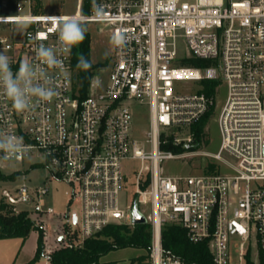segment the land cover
I'll use <instances>...</instances> for the list:
<instances>
[{"label": "built area", "instance_id": "1", "mask_svg": "<svg viewBox=\"0 0 264 264\" xmlns=\"http://www.w3.org/2000/svg\"><path fill=\"white\" fill-rule=\"evenodd\" d=\"M27 3L29 15L0 16V53L10 58L14 72L24 60L39 64L40 43L60 48L50 17L95 24L112 43L104 83L93 81L84 98L74 85L72 51L60 55L62 67L49 69L58 92L53 100L34 99L17 112L0 90V134L23 137L26 147V155L9 160L0 152V163L33 157L30 166L50 172L46 181L70 185V204L79 203L81 215L66 216L67 238L74 236L78 245L110 225L133 227L137 203L153 228L147 264H185L163 250L164 224L182 226L192 243L208 242L214 264H264V0H93L89 15H34ZM23 4H16L17 11ZM188 57L211 65L182 66ZM215 80L217 93L225 86L226 96L213 158L228 172L169 175L162 164L187 153L175 155L161 146L170 134L175 145H187L190 127L211 107L216 113L217 96L202 92L203 81ZM136 113L149 119L151 151L132 137ZM185 132L188 138L178 136ZM127 161H139L140 169L134 200L126 205ZM48 194L47 185H23L4 192L0 205L18 214L17 205L25 204L52 216ZM71 225L79 231L73 233Z\"/></svg>", "mask_w": 264, "mask_h": 264}, {"label": "rangeland", "instance_id": "2", "mask_svg": "<svg viewBox=\"0 0 264 264\" xmlns=\"http://www.w3.org/2000/svg\"><path fill=\"white\" fill-rule=\"evenodd\" d=\"M31 1V9H33L36 0ZM40 3L39 15H73L76 12H82L83 0H38ZM22 2L23 9L17 11L16 4ZM28 0H0V16H25L30 14ZM84 15V14H83ZM89 30L92 35V61L99 65L97 75L94 79L96 85H102L108 75L111 58L112 43L108 36L100 31V27L88 23ZM180 47L185 51V44L180 42ZM226 96V88L222 86L215 101L216 114L206 128L208 137V145L197 152H188L186 157L181 160H169L162 164L164 171L169 175H199L204 166L209 163L219 165L218 172H228L222 163L214 159V155L218 152L220 146V132L217 124V117L223 105ZM149 119L143 118L141 113H136V118L132 126V137L140 146H145L146 151H151V147L146 143V133L149 131ZM182 138H188L189 133L179 134ZM34 158L30 157L23 162L11 161L0 163V196L4 192L13 194V191L20 186L27 185L29 187H44L47 185L49 194L46 196L47 204L53 208L55 214L52 216L46 214H36L32 207L19 204L17 209L19 213H26L30 220L34 223V228L26 239L7 238L0 239V264H51L49 260L50 254L63 246L69 239L62 229L66 225L67 215H81L80 204L74 202L70 204V196L72 189L68 183L58 180H48L50 172L42 166H30ZM140 169L139 161H127L125 163L126 184L125 197L122 199L124 204H130L134 200V183L135 172ZM13 176H15L13 178ZM47 183V184H46ZM36 223L38 225H36ZM70 230L78 232L79 227L69 226ZM41 230L43 236V254L39 259L36 255L39 248V240ZM63 239L60 241V239ZM74 236L70 237L73 239ZM75 240V239H74ZM78 242V241H76ZM81 245V244H78ZM77 245V246H78ZM146 255L145 250L136 247H126L112 250L108 254L101 257L102 264H147L150 259L144 263L141 259Z\"/></svg>", "mask_w": 264, "mask_h": 264}, {"label": "trees", "instance_id": "3", "mask_svg": "<svg viewBox=\"0 0 264 264\" xmlns=\"http://www.w3.org/2000/svg\"><path fill=\"white\" fill-rule=\"evenodd\" d=\"M93 0H83L82 12L89 15ZM40 2L36 3L32 9L34 15L40 14ZM85 31V39L74 45L72 51V66L74 71V85L81 97H86L90 93V87L97 75L99 65L92 61V35L88 23L82 22ZM82 53L91 63V68L87 71L77 68L78 54ZM181 65L190 68H206L211 65L210 61L198 60L193 57L185 58ZM203 93L208 97H216L217 89L220 87L219 81H203ZM215 107L206 113L198 122L190 127L191 142L187 145H175L174 135L166 137L165 143L161 146L162 151L172 152L175 155L197 152L208 145V134L206 128L215 116ZM219 165L207 163L201 174H218ZM4 177L3 175H0ZM185 176V175H184ZM188 176V175H187ZM15 176H13L14 178ZM34 228V223L26 213L16 214L13 207L6 204L0 205V239L21 238L26 239ZM153 228L151 223L135 225H110L94 237L85 239L81 245H75L74 239H69L67 244L54 250L49 260L51 264H102L101 257L112 250L126 247H136L145 250L146 255L141 259L146 263L151 258ZM43 232L41 230L39 248L36 259L43 254ZM162 247L165 253L181 260L185 264H214L208 242L192 243L188 239L186 230L176 224H164L162 226ZM114 264V263H111Z\"/></svg>", "mask_w": 264, "mask_h": 264}, {"label": "clouds", "instance_id": "4", "mask_svg": "<svg viewBox=\"0 0 264 264\" xmlns=\"http://www.w3.org/2000/svg\"><path fill=\"white\" fill-rule=\"evenodd\" d=\"M94 10L98 12L95 4ZM49 19L54 25H57L56 31L58 32L60 48L57 49L40 43L36 48L39 64L24 60L20 62L18 70L14 72L10 58L0 53V90L11 101L12 107L17 112L29 109L34 99L46 102L53 100L58 95L55 77L49 72V69L62 67L63 61L60 55L70 53L74 45L85 39L86 29L82 21L63 17H50ZM22 26L26 28L28 23L23 22ZM122 42L123 37L117 39V43ZM77 68L84 71L91 68V63L82 53L78 54ZM0 152L4 153L2 157L4 160L23 157L26 155L23 137L8 133L0 134Z\"/></svg>", "mask_w": 264, "mask_h": 264}, {"label": "water", "instance_id": "5", "mask_svg": "<svg viewBox=\"0 0 264 264\" xmlns=\"http://www.w3.org/2000/svg\"><path fill=\"white\" fill-rule=\"evenodd\" d=\"M74 223H77V219L74 218ZM148 223L147 219L143 214H141L138 210L137 203L134 204L133 207V224L134 225H142ZM62 241V238L60 239Z\"/></svg>", "mask_w": 264, "mask_h": 264}]
</instances>
